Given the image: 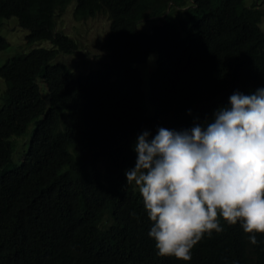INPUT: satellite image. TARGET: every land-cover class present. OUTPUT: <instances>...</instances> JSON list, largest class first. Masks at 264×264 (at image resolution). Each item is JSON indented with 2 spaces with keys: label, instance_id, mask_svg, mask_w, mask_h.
<instances>
[{
  "label": "trees",
  "instance_id": "16d2710c",
  "mask_svg": "<svg viewBox=\"0 0 264 264\" xmlns=\"http://www.w3.org/2000/svg\"><path fill=\"white\" fill-rule=\"evenodd\" d=\"M71 1L0 0V21L14 17L28 31L29 44L50 38L58 49L51 14ZM119 8L135 12L116 14ZM259 8L246 0H75L76 20L110 14L109 23L119 30L112 26L102 41L106 64L70 81V68L60 65L65 88H51L49 106L33 81L52 50L36 47L5 59L0 173L9 137L21 136L32 119L37 127L22 166L2 170L0 264H264V234L251 244L239 224L222 219L223 231L198 241L189 261L157 256L139 191L124 176L134 164L131 145L140 131L187 127L194 118L210 117L234 90L247 94L264 86V64L255 66L264 61ZM166 12L173 19L156 25L149 43L148 37H133L134 20ZM7 42L0 40V52ZM74 47L70 40L60 50ZM156 47L168 52L159 54ZM157 53L146 92L137 64ZM27 114L26 123L19 121Z\"/></svg>",
  "mask_w": 264,
  "mask_h": 264
},
{
  "label": "clouds",
  "instance_id": "9594fccd",
  "mask_svg": "<svg viewBox=\"0 0 264 264\" xmlns=\"http://www.w3.org/2000/svg\"><path fill=\"white\" fill-rule=\"evenodd\" d=\"M131 148L125 183L139 191L157 256L189 261L198 241L223 231L221 219L251 244L264 234V86L234 90L187 127L142 130Z\"/></svg>",
  "mask_w": 264,
  "mask_h": 264
},
{
  "label": "rangeland",
  "instance_id": "374dc122",
  "mask_svg": "<svg viewBox=\"0 0 264 264\" xmlns=\"http://www.w3.org/2000/svg\"><path fill=\"white\" fill-rule=\"evenodd\" d=\"M264 0H246L248 4L252 2H257L259 5H263ZM261 2V3H259ZM75 0H72L69 5L66 6V9L63 10L60 7L55 9L51 14L53 20H55V25L53 27V33L56 35V39L58 42L55 44L56 40H51L48 38L47 40H41L34 43L29 44L27 41L30 38H25L28 31L19 26L18 21L12 17L8 19H4L3 22H0V35L3 37L0 38L1 41L6 39L8 47L0 52V64L5 61V59L10 56H22L23 54H28L34 50L36 47H43L49 50H52V54L50 58L43 61L44 70L42 72L37 73L33 83L39 86L43 91V96L45 99L49 100L47 103L45 100L42 102L47 103L48 106L51 102L50 90L51 88L57 90L60 88H65V85L59 81L61 77L62 69H58L61 64H66L70 69H65V74L68 77V73L72 75V78H68V80H75L77 77L81 76L84 73L89 72V70L96 69L100 67L102 64H106L110 58L107 52L102 48V41L106 38V35L109 33L108 30L111 31V27L114 25L112 22L109 23L108 17L110 14H96L93 16H89V18L78 21L74 18L73 15V6ZM170 4V3H169ZM130 12H125L124 9L119 8L116 12H120L125 15L133 14V10L131 8ZM164 17V18H163ZM174 15L169 13H164L159 17H156V21H152L151 17L148 18H139L134 20L133 27L129 28L132 31L133 37H136L137 40H140L139 37L144 36L147 38L148 43L155 36L156 37V25L163 26L162 23L166 21H171ZM168 18V19H167ZM165 19V20H164ZM121 20V18H120ZM151 21V22H150ZM264 21V19H263ZM111 26V27H110ZM115 27V26H114ZM150 27H152L150 29ZM117 31L119 30L115 27ZM124 32V31H123ZM121 33V32H120ZM119 33V34H120ZM140 34V35H139ZM122 35H128L127 33H123ZM120 35V37L122 36ZM4 38V39H3ZM17 39V40H16ZM74 41L75 47L71 52H63L60 49L67 42ZM122 43V42H120ZM156 46V45H153ZM167 47V46H162ZM162 47H156L159 49V54H164L168 51L162 49ZM168 48V47H167ZM157 53V57L155 54H150L147 60H144L139 65L140 76L142 77L143 86L145 91H148V77L150 73V69L155 66V61L157 62L159 55ZM57 56V57H56ZM231 62V61H230ZM229 65L228 63H225ZM24 72V71H23ZM50 76V77H49ZM49 77V78H48ZM1 80V79H0ZM3 81V80H1ZM5 89L4 83L0 82V93ZM129 98H132L129 95ZM1 104V102H0ZM49 109V107H48ZM45 113V111H44ZM28 114L19 116V121L24 120L25 123L28 121ZM34 122L33 126L26 124L27 127H24L23 134L21 136H14L10 138V152L8 154L7 160L5 162V168L15 169L22 166V161L27 152L29 151V147L32 144L31 142V131L37 127V123L35 119L30 120ZM30 137V138H29ZM13 152V153H12ZM12 156H11V155ZM8 161V162H7ZM9 163V164H8ZM11 166V167H9ZM14 169V170H15ZM3 170V168H1ZM10 170H5L4 172H9ZM20 171V169L18 170ZM3 172V171H2ZM15 177V176H14ZM16 178V177H15ZM23 177L16 178L21 180Z\"/></svg>",
  "mask_w": 264,
  "mask_h": 264
},
{
  "label": "bare ground",
  "instance_id": "6f19581e",
  "mask_svg": "<svg viewBox=\"0 0 264 264\" xmlns=\"http://www.w3.org/2000/svg\"><path fill=\"white\" fill-rule=\"evenodd\" d=\"M264 2V1H263ZM253 3H255V2H252V3H250V4H253ZM257 3V2H256ZM259 3H261V2H259ZM258 4V3H257ZM259 5V4H258ZM260 6V8H259V10L262 12V8H264V4L262 5H259ZM146 7H147V5H146ZM258 7V6H257ZM115 8V7H114ZM57 9V8H56ZM100 11V10H99ZM135 12V11H134ZM253 13V12H252ZM264 12H262L261 13V17H260V23H262V24H264V21H263V19H264V14H263ZM117 14V13H116ZM95 15V14H94ZM121 16V15H120ZM137 18H139V17H137ZM154 18L155 19H153L152 21H156V16H154ZM164 18V17H163ZM168 19V18H167ZM177 19V18H176ZM165 20V19H164ZM136 21V20H135ZM259 21V20H258ZM0 22H3V21H0ZM151 22V21H150ZM166 23V22H165ZM131 24V23H130ZM112 25V24H111ZM131 26V25H130ZM111 27V26H110ZM260 27L261 28H264V26H261L260 25ZM152 27H150V29H151ZM116 33V32H115ZM170 34V33H169ZM57 35V34H56ZM115 35V34H114ZM140 35V34H139ZM148 37V36H147ZM163 37V36H162ZM161 37V38H162ZM166 37H169V36H166ZM171 37V36H170ZM140 38V37H139ZM141 38L143 39V36H141ZM166 39V38H165ZM17 40V39H16ZM118 40H120V39H118ZM134 40V39H133ZM145 40V39H144ZM139 41V40H138ZM146 41L148 42V39H146ZM123 43V42H122ZM137 43V42H136ZM138 44H139V42H138ZM121 46V45H120ZM146 46H144V48H145ZM144 48H142L143 50H142V52L144 51ZM131 49V48H130ZM133 50V49H132ZM135 50V49H134ZM264 50V49H263ZM44 52V51H43ZM130 52V51H129ZM140 52V51H139ZM42 53V52H41ZM49 57V56H48ZM57 57V56H56ZM249 61H246V63H248ZM233 63V62H232ZM235 64V63H234ZM262 64H264V61L263 62H261V63H258V64H255V66L257 65V66H260V65H262ZM40 71V70H39ZM260 73V72H259ZM5 152V151H4ZM6 153V152H5ZM13 153V152H12ZM11 155V154H10ZM5 156H6V154H5ZM12 156V155H11ZM68 156V155H67ZM8 157V156H7ZM6 158V157H5ZM3 161V160H2ZM4 162H6V161H4ZM8 162V161H7ZM2 164H3V162H2ZM9 164V163H8ZM5 164H3L2 166H1V168H3V170H10V171H12L13 169H9V168H5V166H4ZM9 167H11V166H9ZM12 168V167H11ZM14 169H15V167H13ZM18 168H19V165H18ZM19 170V169H18ZM22 170V169H21ZM80 171H81V169H80ZM26 172V171H25ZM6 174V173H5ZM6 176L7 175H4L3 173H2V170H1V173H0V178H6ZM78 190H80L79 188H78ZM77 192V191H76ZM14 214V213H13ZM15 222H18L19 223V221H15ZM21 222V221H20ZM20 224V223H19ZM84 259V258H83Z\"/></svg>",
  "mask_w": 264,
  "mask_h": 264
}]
</instances>
